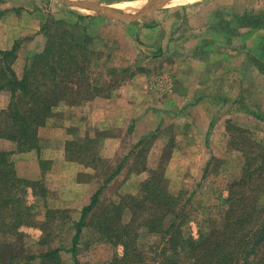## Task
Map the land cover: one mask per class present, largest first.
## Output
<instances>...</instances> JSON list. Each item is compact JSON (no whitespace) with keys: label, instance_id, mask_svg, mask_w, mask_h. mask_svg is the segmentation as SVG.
Masks as SVG:
<instances>
[{"label":"crops","instance_id":"1","mask_svg":"<svg viewBox=\"0 0 264 264\" xmlns=\"http://www.w3.org/2000/svg\"><path fill=\"white\" fill-rule=\"evenodd\" d=\"M59 1L66 4L72 14L89 16L94 13L86 8L71 6L64 0ZM89 1L120 9L122 8L118 5L125 3L136 10L143 8L148 2V0ZM172 2L175 4L177 1ZM136 4L138 6H134ZM165 5L148 10L145 14L164 8ZM123 10L134 12L129 7H124ZM25 13L28 12L23 10L20 23L17 22L21 18L12 21L10 25H3L4 28L9 27L11 33L7 36L4 34L9 31H2L0 41L3 37H8V41L0 45L2 49L10 48L19 36H31L40 29V21L34 20L33 23L24 21L27 17ZM65 14H68L66 10ZM141 17L119 21L124 27H128L129 24L136 26L143 35V37H140V34L138 37L135 35L136 40L148 48L152 46L151 40L148 41V34L153 30L157 40L154 45L157 48L155 52L153 50L154 53L150 51L151 57L158 58L162 50L159 57L164 60L170 56L171 61H168L169 58L165 59V63L170 66L160 63V67L152 70L145 66L147 65L145 62L140 64L138 60L123 62L121 66H112L128 67L129 70L116 75L121 76V79L112 82V87L104 94L73 105L62 102L53 109L45 124L38 128V147L12 154L16 174L41 184V188L35 185L27 189L28 201L35 206L33 208L35 213L36 208L38 211L41 210V213L49 208L67 210L65 213H68V219L71 217L73 221H77L82 207L90 202L93 193L107 177L110 179L104 184L103 189L114 186L116 192L113 195L119 201L120 194H136L141 183L154 172L163 174L170 192L175 193L181 188L193 186L192 189L198 192L205 191L208 196L214 191L209 180L216 172L214 164L217 159H222L218 170L230 174L226 183L239 176L244 159L241 151L231 146V133L227 129V121L232 118L235 125L243 127H249L244 125L247 117L251 123L264 121L243 111L228 112L220 95L225 85L219 84L224 83L223 78L227 75L239 77L240 80L242 77L245 78L241 81V86L240 83L229 84L228 86L232 88L228 89L230 94L227 95L235 97L240 89L250 102L253 101L264 108V92L261 91L263 94L261 96L256 92L254 97L252 95L254 84L250 79L256 78L258 74L259 77H264V72L255 65L256 69H253L252 73H247L248 69H244V56L240 52L237 53L234 48H228L229 45L225 42L209 44L207 39L195 41V38H191V41L185 40L176 46L175 39L168 35L170 23L166 26L163 23H151L150 26L149 22H141L139 20ZM135 21H138V26ZM36 39H40L41 44L34 50L33 42ZM43 39L42 34L30 38L27 43L29 50L24 55L20 52L17 60L26 62L31 53L43 49L45 44ZM210 52L215 56L208 61ZM147 54L149 51L145 55ZM140 57L143 55L138 56V59ZM174 66L175 72H168V69ZM253 81L256 83V80ZM262 135L264 137L263 133ZM96 137L98 148L94 153H97L101 160H92V156H85L84 160L68 156L66 151L68 140L84 142ZM223 164L227 170L222 168ZM102 172L106 173V177L101 175L98 179ZM227 195L228 190L225 189L220 197L206 199L209 203H220L223 207L222 203ZM37 228L39 229L36 225L23 226L22 231L24 234L32 230L37 231L36 237H39L40 231ZM74 233L75 229L72 236ZM52 246H55L54 243Z\"/></svg>","mask_w":264,"mask_h":264},{"label":"trees","instance_id":"2","mask_svg":"<svg viewBox=\"0 0 264 264\" xmlns=\"http://www.w3.org/2000/svg\"><path fill=\"white\" fill-rule=\"evenodd\" d=\"M75 15L74 21L53 18L41 25L40 31L46 36L44 47L27 58L21 77L12 68L18 41L9 49L0 48V91L7 90L10 94L8 105L0 110V137L13 142L10 149L0 148V264H64L63 248L52 246L55 239L49 229L67 210L49 208L37 224L31 218L28 205H21L24 184L29 180L16 174L11 155L38 147V128L59 103L78 104L103 94L104 89L90 80L91 55L95 51L91 47V33L80 22L87 16ZM234 18L239 26L264 27V19L258 14L244 12L235 14ZM76 27L80 32L75 31ZM228 30L232 34L236 32L234 27ZM252 60L264 72V61L255 56ZM127 70L128 67H111L107 74L116 76ZM223 80L225 91L220 95L228 112L243 111L264 120V108L250 102L242 90L235 97L227 95L232 88L229 84L242 85L239 77L227 75ZM233 126L228 120V131ZM235 131L246 130L236 125ZM240 138L241 133L230 137L231 146L240 150L244 159L240 174L227 185L228 195L219 220L214 224L209 222L211 226L200 232L198 240L184 238L182 229L189 217L188 201H182L181 193L168 190L163 174L154 172L141 183L137 194H125L119 201L103 205L100 194L110 179L107 177L74 222L72 244L66 250L73 264H81L78 241L84 227L92 228L100 240H107L114 247L122 244L121 254L115 253L110 264H183L174 255L167 254L169 249L177 255L180 249L188 252L191 264H264V147L259 140L253 141L251 134L244 136V142L255 143L252 145L255 151L239 141ZM97 140L98 137L84 142L68 140V156L82 160L92 156V160H101L94 153L97 146L93 144ZM125 211H129L128 222L123 221ZM24 223L36 225L42 231L37 243L43 248L38 253L25 246V234L19 230ZM141 226L161 234L159 242L153 244L154 255L147 254L137 244Z\"/></svg>","mask_w":264,"mask_h":264},{"label":"rangeland","instance_id":"3","mask_svg":"<svg viewBox=\"0 0 264 264\" xmlns=\"http://www.w3.org/2000/svg\"><path fill=\"white\" fill-rule=\"evenodd\" d=\"M171 3L172 5H170ZM173 3L174 2L170 1L167 3V5H165L166 7L164 8L153 11L149 14H143L139 20L143 23H163L165 24V26L170 23L168 35L170 38L175 39L174 44H176V46H178V44L182 41H191V38H195V41L207 39L209 40V44H212L211 42H225L226 45H229L228 48H234L237 53L240 52L241 55L244 56L245 66L244 64L242 66H244V69H248L247 73H250L253 69H256L255 65L257 62H254L252 60L253 56L259 57L264 61V27L261 26L250 28L246 25L239 26V22H237V20H235L234 18L235 14L249 12L251 14H258L260 19H264V0H183L182 2L177 1L175 4ZM124 5L126 4L124 3L118 6L122 9L124 7H129L131 11L136 10V8L131 7L130 4L127 6ZM23 10L28 12L27 14L25 13V16L27 15V17L26 19H24V21L32 23L34 20L40 21V27L44 22H50L53 18H61L67 21L76 20V13L72 14L70 12V8L59 0H0V35L2 34V31H9L4 35L10 36L11 29L6 26L4 28L3 25H10L12 21H15L17 19L19 20L22 16L21 13ZM65 10L68 12V14H65ZM89 16H87V18H85L84 20H80V22L85 25L87 31L91 33V47L95 51V53L91 55V67L89 75L92 83L97 84L104 89L102 91L103 94L104 92L109 90L110 87H112V82H117L119 79H121V76H113L107 74L112 66H121L123 62L126 63L130 60H138L140 64L145 62L147 64L145 65L146 67L149 66L150 68H152V70H154L160 67V63H165L166 58H169L168 61H171L170 56H167L164 60L160 59L159 56L161 55L162 50L160 54H158V58L155 59V56H153L154 58L151 57V52L154 53L157 48L156 45H154L156 44L157 40L153 30L150 33L148 31V41L151 40L152 44V46L148 48L145 47L147 45H141V42H138V40H136V37H138L139 34L140 37H143V35H141L140 33V30H138L136 26H131V24H129L128 27H124L118 19H111L96 13H91ZM21 20L22 18L17 23H20ZM138 21H135V23L137 22V26L139 25ZM82 24L80 25L83 26ZM231 27L236 28V32L233 34L228 32V29ZM1 28L4 29L2 30ZM75 29V31L80 32L79 28L76 27ZM162 33H164L163 30ZM36 34H42L44 42L46 41V36L39 29L38 32L34 33L31 36H19L11 45L12 47L14 43L18 41L16 59L12 63V68L18 77H21V75L23 74L26 62L28 61L26 60L25 62L24 60H17L18 54H20L21 52L24 55L25 52L29 50V44H27L28 40L35 37ZM6 40L8 41V37H3L2 41H0V45L3 44V42H6ZM33 44L35 50L38 46H40L41 40L36 39ZM0 48L2 49L1 46ZM148 51L149 54L145 55ZM140 55H143V57H140L138 59V56ZM213 56H215L214 53L210 52L208 61H210ZM166 65L170 66L169 64L165 63L164 66ZM174 65H176V59ZM175 69V66L171 67L170 69H168V72H175ZM218 72L220 73V68L218 69ZM244 79L245 78L242 77L241 81H244ZM250 79L254 84V92H252V95L255 97L256 92H258L257 95H263L261 91L264 92V77H259L258 74L256 78ZM253 80H256V83H254ZM222 84L223 83L219 84V86H222ZM114 86L115 85H113V87ZM9 100V91H0V110L4 109L8 105ZM248 119L249 118L247 117V121L244 125L249 127L240 126L246 131L236 132L234 119L230 118L231 123L234 124L233 130L230 131L231 135L233 133L235 135L241 133V138L239 139V141L242 140V142H244V136H248L251 134L252 140H259L260 144L264 147V137L262 135V133L264 134V122L251 123ZM12 144L13 142H11L10 140L0 137V148L10 149L12 148ZM253 144L249 145L244 142V145H247L246 147L252 148L255 151L256 149H254V147L252 146ZM94 145L98 148L97 141ZM230 158L233 160L232 157ZM221 161L222 159H217L215 161L214 167L216 172L212 174L209 180L210 184L214 188V191H212L211 195H206V192L203 190V192H198V190L192 189L193 186L189 188H181L179 190H176L175 193L172 192L174 194L181 193L182 201H188L186 203V210L189 213V217L188 220L183 224L182 229L185 239L192 238L194 240H198L200 238V232L207 230L209 226H211L209 225V222L210 224H214L219 220L222 214V208L224 206L222 207L220 203H209V200L206 199L211 198L213 200L212 197H220L223 191L227 189L228 182L226 183V180L228 179V175L230 174L227 175L218 170ZM222 168L226 169L224 164ZM101 175H104L106 177V173L102 172L100 176H98V179H100ZM35 185L41 188V184H37L32 181H29V183H27L26 185L24 184L23 201L21 202V205H28V207L32 211L31 218H34V221L39 224L44 219V217L42 216L45 212L41 213V210L38 211L36 208L35 213L33 209L35 206L31 205L32 203H29L27 196L28 187L33 188V186ZM114 192H116L114 186L104 188L100 194L101 203L103 205H106L108 203H111L112 200L117 201V197L114 198ZM125 194H120V198ZM222 204H224V202ZM67 214L68 213H62L61 215H59V218L54 222L55 225L53 224V227L51 226V229L49 230H51L53 238L55 239L52 244L54 243L55 246H60L61 248H63L61 251V256L64 264H73L72 257L70 253L66 251V248L70 247L72 244L71 236L75 229V221H73L71 217L68 219V217H66ZM128 220L129 211H125L123 221L128 222ZM23 226L31 225L24 223L19 228L21 232H23ZM38 231H40L39 237H36V234L38 232L34 230H32L30 233L25 234L24 236V241L26 243L25 246L30 247L29 249L34 253H38L43 247L42 245L35 244L42 236V231L40 230V228L38 229ZM160 237L161 234L155 231L150 232L146 226H141L138 230L137 244L141 249L148 252L147 254L154 255L153 251L151 250L155 249L153 244L159 242ZM11 240H13L12 237ZM122 250V244H118L116 247H114L110 242H107V240H100L99 234L97 232L95 233L90 227L83 228L82 235L78 241V258L81 261V264H110L114 254H121ZM167 254L174 255L176 258L181 260L183 264H191L188 258V252L183 249L179 250L178 255L174 254L170 249L167 251Z\"/></svg>","mask_w":264,"mask_h":264},{"label":"water","instance_id":"4","mask_svg":"<svg viewBox=\"0 0 264 264\" xmlns=\"http://www.w3.org/2000/svg\"><path fill=\"white\" fill-rule=\"evenodd\" d=\"M71 6H78L82 8L89 9L96 14L106 16L111 19L118 20H135L145 14L146 11L154 9L159 6H163L172 0H148L145 6L134 12L124 11L123 9L112 7V6H103L100 4L93 3L89 0H64Z\"/></svg>","mask_w":264,"mask_h":264},{"label":"bare ground","instance_id":"5","mask_svg":"<svg viewBox=\"0 0 264 264\" xmlns=\"http://www.w3.org/2000/svg\"><path fill=\"white\" fill-rule=\"evenodd\" d=\"M176 1H180V2H182L183 0H176ZM138 4V3H137ZM134 5V6H138V5ZM108 5V4H107ZM107 5H105V6H107ZM116 5V4H115ZM108 6H110V5H108ZM124 6H127V5H124ZM114 7V6H113ZM126 8V7H125Z\"/></svg>","mask_w":264,"mask_h":264}]
</instances>
